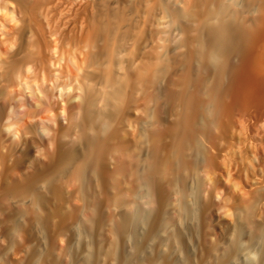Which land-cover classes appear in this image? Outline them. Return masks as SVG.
<instances>
[{"label":"bare ground","instance_id":"bare-ground-1","mask_svg":"<svg viewBox=\"0 0 264 264\" xmlns=\"http://www.w3.org/2000/svg\"><path fill=\"white\" fill-rule=\"evenodd\" d=\"M3 102L21 113L10 126L51 122L60 139L28 194L5 198L27 205L53 173L74 187L27 237L26 211L0 217V243L9 252L19 239L25 264H61L56 239L68 264H264L261 238L210 242L201 223L218 191L205 138L264 107V0H0V124ZM89 179L100 200L86 213Z\"/></svg>","mask_w":264,"mask_h":264},{"label":"rangeland","instance_id":"rangeland-1","mask_svg":"<svg viewBox=\"0 0 264 264\" xmlns=\"http://www.w3.org/2000/svg\"><path fill=\"white\" fill-rule=\"evenodd\" d=\"M58 96H59V94H58ZM25 98L28 102H30V105H35L34 103H36V102H34V100H32L33 96H30L28 94L27 97H25ZM25 98L19 97L17 99V101L22 102ZM2 104L7 107L6 109L8 110V113L6 115V118H4V120L2 122L3 125L0 124V128H1L0 129V141H2V142H0L1 143L0 144V176H1L0 177V186H1L0 187V193H1L0 194V217L2 219L6 218L9 214V212L10 213L11 212L12 213H14V212H21V213L23 212L24 213L26 211L25 214L28 213V216H25V214H24V216H25L24 223L25 224H23V226H22L23 233H21L22 234L21 236L24 237V235L26 234L25 236L27 237L28 234L29 235L31 234V231H32L31 229L33 228L34 224L35 225L44 224L45 221L48 220L47 217H49L51 215V212L53 214V212H54L53 210L56 211L57 208H59L60 201H61L60 197H62V196L65 197L67 194L69 195L70 193H68V192L69 191L71 192L74 189V187H71V189L70 188L67 189L64 186L65 185L64 181L61 180L60 177L57 176L58 174L53 173V176H54L53 178L57 182L54 179H48L47 180V182H48L47 187L48 188H47V190H42L39 192V194L37 195V198L38 199L40 197L41 198L38 201H36L37 198L35 197L36 200L30 198L27 205L25 204L23 206L21 204H19V205L17 204L18 206L17 205L13 206L14 204H12L9 200H7L8 197H7V199L5 198L6 195H3V193L6 191L8 192L9 189H11V190L15 189L17 191L16 192L17 195H16L15 192L12 190L13 194H15V197H17V198H20L23 191H25L23 193L24 195L28 194L26 190L22 191V189H24L22 187L23 186L27 187L26 183L28 185V182H31V180L34 179L36 174H38L41 170L45 169V167L47 169L50 167V165H52L50 158H52L55 155V153H56V151H55L56 146L55 145L57 143V140H60V139H59V136L57 137L58 139L55 138L56 134H54V132H57L56 131L57 129H56V126H54L53 123H51V122H46L47 129H45L46 128L45 123L44 124L39 123L37 125V127L34 130H32L31 132L28 130H25V128H23V127L17 128L16 126H14V127L10 126L12 124V121L14 122V119L18 120L21 118V116H20L21 113H18L17 112L18 110L17 111L14 110L16 112H13V109H16L14 104H11L10 106L5 105L6 103L4 104V102ZM1 107H3V106L1 105L0 109H1ZM263 108L264 107H261V108L259 107L258 111L256 108V112H258V113H254L255 110H253V109H251V111H250V112L254 111L251 114H250V112H248V114L245 113L243 115V113L241 114L240 112H236L235 115H237V116L234 115V118H236L235 120H241V119L244 120L247 117V119H246L247 121L246 120L245 121L248 122L247 126L248 125L249 126L246 128L242 129L241 127H236V129H237V130L235 129L236 131L234 129H232V131L229 130V132L227 131V133L215 132L217 134L213 133L215 135L214 136L212 135L213 137H215V139L213 138L214 141L213 140L211 141L209 136L206 137L205 134L202 135L203 138L206 137L205 138L206 141L204 140V142H206V143H204V148H203V156H205V158L204 157H202V158L204 161L206 160L207 162L204 163V161L202 160L203 163H201V164H202V167H204V165H206L204 167V168H206L207 163L209 165L210 162L215 160L214 166H216V168L213 166V168H215V171L213 173L214 176L211 175V177L213 179L212 181H214L216 178L215 181H217V183H216V185L214 183V185L216 186L215 187L216 190L218 189V191H216V194L214 195L215 199L213 198L212 199L213 202L210 204L211 207L208 206V208L203 213L202 220H201V223L204 226L203 227L204 233H205L204 235L207 234L205 236V238L208 237L209 241L210 240L214 241L215 239L218 240V238L220 236H221L220 238H222L223 235L225 234L223 232H226L228 230H231V231L235 230V232L244 241L245 240L248 241L249 239L254 240V239L261 238L264 242V233H263V231H261V226L264 224V191H263L264 190V129H263L264 127L263 128L260 127L261 126L260 122L264 121L263 120L264 116L262 117V115H261V114H264V113H261L264 110ZM23 109L24 108H21V110H23ZM259 109L260 110L263 109V110H261L259 112ZM14 113L16 116L14 115ZM240 115H243V116H240ZM142 116H141L142 118L146 117L145 115H142ZM257 119L258 120L261 119L260 122L258 121L259 123L257 122ZM60 120L63 122L65 121L64 117H61ZM253 120H254V123L256 125V126L254 125V127H253V125L251 126V124H254ZM250 121H252L251 124L249 123ZM258 124H259V127L262 129H260L258 127ZM3 126L8 127L9 130L6 129L5 127L3 128ZM49 127L51 129H48ZM161 129H162L161 133L165 132L163 130V128H161ZM238 129H239V131H238ZM133 133H135V132H133ZM218 134L221 136H219ZM212 136H211V139H212ZM192 137H191V139L195 138V137H193V138ZM207 139H209V140H207ZM207 141H208V143H207ZM209 141L211 143H209ZM190 142H191V144L195 143V141H193V140H191ZM53 144H54V146H52ZM186 144H188V143L185 142V145ZM189 144L186 145V147L187 146L189 147ZM185 145L182 147H185ZM195 146H197V144L193 145V147H195ZM189 148H190V150H188V151H191V145ZM189 148H187V149H189ZM195 148L197 149V147H195ZM183 149L184 148H182V150ZM192 150L194 151V149H192ZM214 151L215 152L218 151V152L215 153ZM50 154L51 155L54 154V155L51 157ZM187 154H190L192 156V154H194V153L191 151V153L189 152ZM221 154H222V156H221ZM214 156H215V158H214ZM119 157H120V155H119ZM192 158H193V156H192ZM190 160L191 161L195 160V162H196L195 158H193V159L190 158ZM217 160H219V161H217ZM195 162H193V163H195ZM48 163H50V164H48ZM212 164H213V162H212ZM91 166H93V165H91ZM89 168H92V167H89ZM90 176L91 175H89V177ZM91 179H93L92 176H91ZM92 181H90V179L88 180V183L86 184L88 189L85 187L86 192H84V194L82 195V198H81L82 203H81V201L79 202V206L82 207V205H83V208H86V209H84L86 211V213H91L92 210L96 208L95 205L97 206L98 201L100 200V197L98 194V188L96 189L95 186L93 187V184L91 183ZM89 185H91V187H89ZM219 186H220V188H219ZM63 187L65 189H63ZM5 188H6V190H5ZM3 190H5V191L3 192ZM24 195H22V197ZM68 195L66 196V198L62 197V200H69L70 195H69V197H68ZM250 197H251V199H250ZM56 198H57V200H56ZM40 200H43V201H41L42 202L41 205L39 203ZM35 201L37 202V204L35 203ZM96 201H97V203H96ZM85 202H86V204H85ZM249 202H250V204H248ZM58 204H59V206H58ZM34 205H36L35 206L36 208L34 207ZM27 209H28V211H27ZM43 209H45V210H43ZM29 210L31 212H29ZM45 212H47V213H45ZM5 214H6V217H4ZM42 214H44V215H42ZM41 215L44 217H42ZM36 217L38 220L36 219ZM238 217H241V218H238ZM1 218H0V220H2ZM238 219H239V221H238ZM26 220H27V222H26ZM48 221L50 222V220H48ZM208 238H206V239H208ZM19 241H20L19 239L16 240V242H15L16 244L14 243L15 245L12 247V249L9 252L5 251V250H9V247H7L8 244L6 242H4V244L0 243V246H1L0 252L6 253V255L4 257V264H25L24 262H25V258H26V255H25L26 251H24L23 253L20 251V249H23V248H22V242H19ZM57 243H58V245H57ZM64 245H65V242H63V240L60 241V240L56 239V242L55 241H53L52 243L50 242V247L51 248L53 246L55 247L53 249L54 250L53 252L55 254H57V256L59 258L62 257V259H61L62 261L60 260L61 261L60 263L61 264H68L69 260H68V258H66ZM19 247H21V248H19ZM23 250H25V247ZM253 258L255 259V257H253ZM253 258L251 260L252 262L256 260V259L254 260ZM249 264H251V263L249 262Z\"/></svg>","mask_w":264,"mask_h":264}]
</instances>
